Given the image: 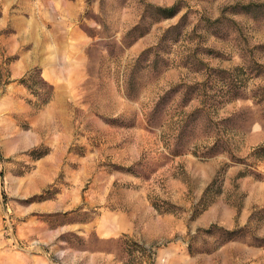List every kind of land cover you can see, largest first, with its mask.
Masks as SVG:
<instances>
[{
	"label": "rangeland",
	"instance_id": "374dc122",
	"mask_svg": "<svg viewBox=\"0 0 264 264\" xmlns=\"http://www.w3.org/2000/svg\"><path fill=\"white\" fill-rule=\"evenodd\" d=\"M174 1L0 0V264H264V156L248 154L264 143V16L241 8L264 0H178L175 16L123 36L145 4ZM182 14L167 67L133 65ZM33 67L52 84L42 105L16 81ZM216 68L241 96L197 124L195 148L166 154L147 111L181 79L218 93ZM241 108L251 121L226 132L229 150L199 155L216 120ZM214 178L219 191L194 215Z\"/></svg>",
	"mask_w": 264,
	"mask_h": 264
},
{
	"label": "trees",
	"instance_id": "16d2710c",
	"mask_svg": "<svg viewBox=\"0 0 264 264\" xmlns=\"http://www.w3.org/2000/svg\"><path fill=\"white\" fill-rule=\"evenodd\" d=\"M233 7H236V5L232 6L231 8ZM248 7L259 8L263 12L264 16V3H249L246 5H241V8L243 9ZM179 10L180 4L178 0H175L170 5L166 6L147 3L143 8L139 21L127 29L123 36L128 37L130 40L141 36L149 30L151 24L175 16ZM184 15L185 14H182L175 24L170 25L161 31L154 44L142 49L135 59L133 65H136L141 61H145L144 66L152 69L154 63L157 62V59L159 58L162 61L161 63H164V67H167L168 64L166 57L164 58L162 54V51L166 50H162V48H164L166 44L173 43L177 40L178 33L182 30L181 21ZM217 21H219V19H215L213 22ZM150 54H152L155 58L149 59L148 57ZM195 63L203 62L202 60L196 58ZM233 68L242 69V65ZM201 69L197 66H194L195 71L201 72ZM210 69L215 70V68H209V70ZM216 71L223 79L221 84L222 86L216 94H209V87L207 85L203 87V83L200 81L195 80L192 81V83H187L181 79L168 86L166 89H163L153 101L152 106L146 113V119L151 126L160 129L162 144L166 154L175 155L188 150V147L195 148L197 138L192 140V137L196 135L195 132L197 130V124H210L211 119L209 114L211 110H216L219 105L223 104V102H227L231 99L241 96L243 86L236 85L234 82L229 81L232 80L231 69L216 68ZM9 81V76H6L3 82L5 83ZM16 81L25 87V89L34 97L33 103L36 105H42L46 103L52 96V84L41 75L40 70L37 67L26 70L16 79ZM130 86L131 85H125V93L128 94L129 90L132 89L128 88ZM177 93L179 94V100L176 102V104L178 103L179 109L172 111V109H175L171 108L173 107L171 104H175L173 103V96ZM199 93L203 95L204 98L198 99V104L191 110H183L182 107L186 105L192 98L196 97V94L200 95ZM215 96H217L218 99L215 98ZM169 108L171 109L169 110ZM249 121H251V119L249 117L248 110L245 108H241L225 116H221L216 120V124H219L222 128L219 131H215L213 134H211L210 145H205V150L201 151V154L199 155L206 157L216 152L229 150L230 138L229 136H225L227 134L226 132L231 131V133L234 134L238 130L237 127H243L245 125L247 126V122L249 123ZM190 151L192 153H196V150L194 149ZM42 153H44V151L36 154V156ZM248 154L249 156L251 155L257 159L262 158L264 156V143H260L252 147ZM214 180L215 178L207 183V185L203 188L198 199V202L201 206L196 210L194 215L203 210L212 200L213 195L211 196L209 193L215 194L219 191V184H216V188L211 190V185L213 182H216V180ZM151 205L159 212L169 211L168 208L156 202L155 200L151 201ZM224 231L228 234L227 238H231L230 234L232 230L224 229Z\"/></svg>",
	"mask_w": 264,
	"mask_h": 264
}]
</instances>
